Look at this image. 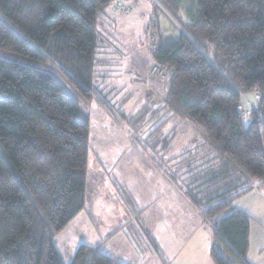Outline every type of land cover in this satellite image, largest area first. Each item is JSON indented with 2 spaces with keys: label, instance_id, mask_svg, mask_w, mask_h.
Here are the masks:
<instances>
[{
  "label": "trees",
  "instance_id": "16d2710c",
  "mask_svg": "<svg viewBox=\"0 0 264 264\" xmlns=\"http://www.w3.org/2000/svg\"><path fill=\"white\" fill-rule=\"evenodd\" d=\"M114 1L0 0V48L49 60L92 102L100 18ZM158 1L184 30L152 23L165 109L204 140L176 157L171 180L185 178L213 262L230 264L219 244L250 264V218L233 203L264 188V0ZM255 94L259 113L242 112V95ZM90 136L89 116L52 77L0 59V264H64L54 239L85 209ZM71 264L121 263L81 245Z\"/></svg>",
  "mask_w": 264,
  "mask_h": 264
},
{
  "label": "rangeland",
  "instance_id": "374dc122",
  "mask_svg": "<svg viewBox=\"0 0 264 264\" xmlns=\"http://www.w3.org/2000/svg\"><path fill=\"white\" fill-rule=\"evenodd\" d=\"M125 3V0H117L115 7L120 11L126 7ZM156 6L154 0H139L141 11H138V8L122 10L121 13L114 15V21L105 20L103 29L100 28L103 34L97 55L98 67L93 87L95 99L92 102L84 99L70 78L47 59L27 57L3 48H0V59L49 75L90 117L88 187L89 185L91 187L93 174L97 172L95 165L104 164L105 169H102V172L112 174L115 186L123 192L120 197L128 195L129 202L135 206L134 213L126 223H123L124 216L122 218L119 215L118 218V210H114V217L110 216L112 222L108 228H111V232H119L114 240L126 234L133 236L134 243L141 248L149 244L146 233L158 231L163 233L164 228L162 225L159 226L162 209L157 202L158 197L161 193L164 196L175 195L176 208L173 210L175 220L169 216L175 223L176 240L175 243H171L173 246L170 255L175 253L176 264L191 258L194 264H197L198 261L205 259L204 252L192 251L191 247L195 242V240L192 242V238L207 235L213 240V234L207 223L203 226L199 224L201 221L199 216L184 209L180 188L186 182L185 178L179 179L182 183L177 181L175 189L171 177L180 172L176 157L182 152L196 148L204 140L188 123L182 122L173 113L170 116L165 109L169 75L158 68L152 55L156 39L150 40L149 20L152 14L155 21L165 14L172 25L178 27L179 24L162 5ZM150 24L152 26V22ZM257 100L256 94L253 99L244 95L241 110L254 111L252 106L257 108ZM244 122L248 125L249 118L245 117ZM95 139L100 143L103 140V143L109 145L95 146ZM109 139L114 142H107L111 141ZM102 148L107 151L106 157L94 152L95 149ZM108 160L118 163L115 169L114 167L113 170L108 169L110 166ZM161 179H168L167 182L170 181L171 184ZM119 221L122 222V226H119ZM62 231L65 233L61 236L62 243L59 241L60 236L55 243L63 254L62 261L70 264L72 252L79 249L78 244H83L89 234L83 225H75L72 222ZM217 249L230 264H238L222 245L218 244ZM207 256L211 258V253ZM171 260L170 256L165 259L168 263Z\"/></svg>",
  "mask_w": 264,
  "mask_h": 264
},
{
  "label": "crops",
  "instance_id": "0c3cea01",
  "mask_svg": "<svg viewBox=\"0 0 264 264\" xmlns=\"http://www.w3.org/2000/svg\"><path fill=\"white\" fill-rule=\"evenodd\" d=\"M126 7L118 11L116 6L117 0H115L102 14L100 18L101 26L103 29L104 22L114 21V15L117 13H121L122 10H135L139 7V0H125ZM124 4V5H125ZM141 11V10H140ZM165 14L160 19L155 21L154 14L151 15L150 22L158 23L162 32L168 31L171 27V21L168 19ZM102 32V31H101ZM103 34V33H102ZM168 112V111H167ZM170 113V112H169ZM168 113V114H169ZM172 114L170 113V116ZM90 118V117H89ZM170 119V117H169ZM91 121V120H90ZM167 121V120H166ZM107 142H114L112 139ZM95 146H103L109 145L103 143V140L100 141L98 139L94 140ZM90 151V150H89ZM94 152H98L102 156H107V151L102 148L101 150L95 149ZM108 158V157H107ZM109 170L118 164L112 160L107 161ZM97 172L93 174L92 177V185L88 187V177H89V169H90V152H89V166H88V175H87V184H86V206L85 209L72 221V224L75 225H83L89 234V237L84 241L83 244H78V247L81 245H87L92 248L98 247L104 254L111 257L113 260L121 263V264H176L175 253L171 254V243H175V223H174V215L173 210L176 208V196H164V194H160L158 197V203L162 210V217L159 216V226H164L163 233L160 231L152 232L150 234L146 233V240L150 241L149 244L143 246V248L137 246L134 243V237L128 235H122L119 239L114 240L116 238L117 233L119 232H111L110 222H112L111 217H114V210H118V218L119 215L123 218V223H126L128 219H130L131 214L134 213V205H131L130 198L128 195L122 196L123 192L119 190L112 179V174H107L102 172V169H105L104 164H97L94 167ZM101 169V170H100ZM113 170V169H112ZM115 171V170H114ZM113 171V172H114ZM162 176V175H161ZM164 177V176H162ZM168 180V179H167ZM166 179H161V181L167 182ZM167 183L171 184L170 181ZM170 186V185H169ZM174 188H177V185L173 184ZM158 187V186H157ZM159 188V187H158ZM118 196L120 198H116ZM184 199V197L182 196ZM121 201V202H118ZM183 207L184 209H188L192 214L199 216V213L195 211L191 205L184 199ZM234 207L238 210L246 213L250 218V234H249V249L247 254V260L250 264H264V188H254L244 196L236 199L233 203ZM124 211V212H121ZM124 214V215H123ZM191 214V219L193 215ZM174 219H172L170 216ZM111 216V217H110ZM110 217V218H109ZM121 220V219H119ZM87 221V223L83 222ZM200 225L203 226L205 222L201 219L199 221ZM119 226H122V222L119 221ZM111 227V226H110ZM113 229V228H112ZM210 229V227H209ZM211 230V229H210ZM207 231V230H206ZM64 231H61L58 235L55 236L54 244L56 246L57 238L59 237V241H62V237L64 236ZM207 234V233H206ZM213 236V235H212ZM144 238V237H143ZM192 242L195 240L192 245V251H200L204 252V260L198 261L197 264H215L213 260L207 256L210 254L211 248L214 245V239H209L207 235L204 237L199 236L198 238H192ZM62 243V242H61ZM192 244V243H191ZM56 249L63 260V254L58 250V246ZM75 249V248H74ZM78 249V248H77ZM75 252H72V258L75 255ZM171 257V262L168 263L165 261L166 257ZM71 260V262H72ZM70 262V264H71ZM184 262V263H183ZM180 264H194L193 259L184 260ZM65 264V262H64Z\"/></svg>",
  "mask_w": 264,
  "mask_h": 264
},
{
  "label": "built area",
  "instance_id": "2783aa9c",
  "mask_svg": "<svg viewBox=\"0 0 264 264\" xmlns=\"http://www.w3.org/2000/svg\"><path fill=\"white\" fill-rule=\"evenodd\" d=\"M154 2H155V4H156L157 6H161V4H160V2H159L158 0H154ZM157 6H156V7H157ZM149 30H150V40H151V39H155V38H154V34H153V32H152V26L149 27ZM151 35H153V36H151Z\"/></svg>",
  "mask_w": 264,
  "mask_h": 264
},
{
  "label": "water",
  "instance_id": "95a60500",
  "mask_svg": "<svg viewBox=\"0 0 264 264\" xmlns=\"http://www.w3.org/2000/svg\"><path fill=\"white\" fill-rule=\"evenodd\" d=\"M178 27H179L182 31H184L179 25H178ZM242 96L244 97V95H242ZM252 107H253V110L257 112V108H256L255 106H252ZM242 112H243V111H242Z\"/></svg>",
  "mask_w": 264,
  "mask_h": 264
},
{
  "label": "bare ground",
  "instance_id": "6f19581e",
  "mask_svg": "<svg viewBox=\"0 0 264 264\" xmlns=\"http://www.w3.org/2000/svg\"><path fill=\"white\" fill-rule=\"evenodd\" d=\"M245 99V98H244ZM243 109H244V107H243Z\"/></svg>",
  "mask_w": 264,
  "mask_h": 264
}]
</instances>
